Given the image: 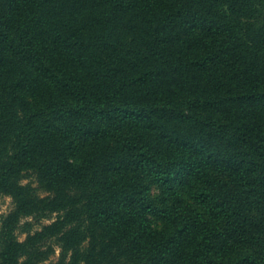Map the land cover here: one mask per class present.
I'll list each match as a JSON object with an SVG mask.
<instances>
[{
  "label": "trees",
  "instance_id": "obj_1",
  "mask_svg": "<svg viewBox=\"0 0 264 264\" xmlns=\"http://www.w3.org/2000/svg\"><path fill=\"white\" fill-rule=\"evenodd\" d=\"M3 195L0 264H264V0H0Z\"/></svg>",
  "mask_w": 264,
  "mask_h": 264
},
{
  "label": "rangeland",
  "instance_id": "obj_2",
  "mask_svg": "<svg viewBox=\"0 0 264 264\" xmlns=\"http://www.w3.org/2000/svg\"><path fill=\"white\" fill-rule=\"evenodd\" d=\"M22 175L20 183L30 188L33 197L42 199L49 195L45 183H43L37 176L30 172H24ZM153 192H158L155 186H153ZM14 209L15 202L12 196L3 195L0 197V254L4 238L9 237V235L14 233V237L19 241L24 242L30 233L41 231L43 226L50 225L56 221V218L58 217L56 214L44 219L35 216L24 217L20 220L19 224L16 225L13 219H9ZM153 221L155 227H160V223L157 220ZM61 256V248L55 246L54 251L40 264H56L61 259Z\"/></svg>",
  "mask_w": 264,
  "mask_h": 264
}]
</instances>
